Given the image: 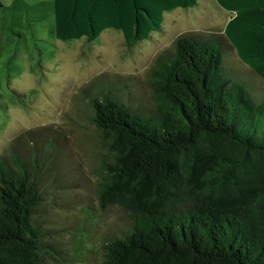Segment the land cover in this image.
<instances>
[{
    "label": "trees",
    "instance_id": "16d2710c",
    "mask_svg": "<svg viewBox=\"0 0 264 264\" xmlns=\"http://www.w3.org/2000/svg\"><path fill=\"white\" fill-rule=\"evenodd\" d=\"M215 1L233 14L223 32L181 34L161 52L147 73L150 101L124 100L103 75L82 89L107 153L101 208L131 209L106 239L105 264H264V0ZM197 2L53 0L55 37L90 43L115 29L131 49L166 12ZM233 55L243 67L224 62ZM31 163L0 160V264L59 253L36 218L49 180Z\"/></svg>",
    "mask_w": 264,
    "mask_h": 264
},
{
    "label": "rangeland",
    "instance_id": "374dc122",
    "mask_svg": "<svg viewBox=\"0 0 264 264\" xmlns=\"http://www.w3.org/2000/svg\"><path fill=\"white\" fill-rule=\"evenodd\" d=\"M0 5V160L29 157L49 180L36 218L42 228L54 230L49 239L59 253L45 256V264H105L106 239L132 221L131 209L116 202L101 208L106 198L99 195L98 173H106L107 153L101 155L102 136L82 89L103 75L100 83L121 97L132 92L150 101L147 73L154 59L181 34H221L233 14L215 0H198L166 12L159 31L127 49L115 29L90 43L56 39L53 0H0ZM223 59L243 67L235 55ZM241 77L253 85L250 77ZM216 143L225 147L224 141Z\"/></svg>",
    "mask_w": 264,
    "mask_h": 264
}]
</instances>
